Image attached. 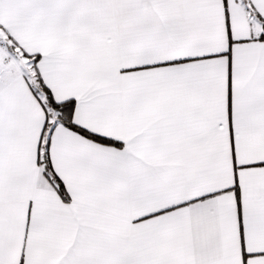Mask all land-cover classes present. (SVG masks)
I'll return each mask as SVG.
<instances>
[{"label":"snow or ice","instance_id":"6c2138e0","mask_svg":"<svg viewBox=\"0 0 264 264\" xmlns=\"http://www.w3.org/2000/svg\"><path fill=\"white\" fill-rule=\"evenodd\" d=\"M0 264H264V0H0Z\"/></svg>","mask_w":264,"mask_h":264}]
</instances>
